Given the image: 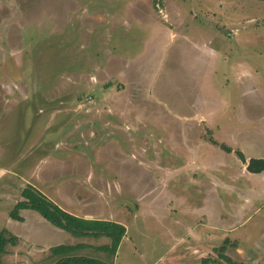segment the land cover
Returning a JSON list of instances; mask_svg holds the SVG:
<instances>
[{
	"label": "rangeland",
	"instance_id": "rangeland-1",
	"mask_svg": "<svg viewBox=\"0 0 264 264\" xmlns=\"http://www.w3.org/2000/svg\"><path fill=\"white\" fill-rule=\"evenodd\" d=\"M0 112L3 264L111 243L13 219L30 185L126 227L114 256L79 254L264 264V0H0Z\"/></svg>",
	"mask_w": 264,
	"mask_h": 264
},
{
	"label": "trees",
	"instance_id": "trees-1",
	"mask_svg": "<svg viewBox=\"0 0 264 264\" xmlns=\"http://www.w3.org/2000/svg\"><path fill=\"white\" fill-rule=\"evenodd\" d=\"M253 169L255 171H263L264 159L254 160ZM22 195L25 199L19 201L10 213L13 219L22 220L19 210L30 209L36 211L46 220L77 237H108L111 243L102 245L98 249H102L112 256L116 254L117 248L126 233V227L122 223L103 219H87L69 213L32 185L25 188ZM17 242V236L7 228L0 229V264H3L2 257L7 250V246L9 244L16 245ZM84 248H87L86 243L56 245L50 249L51 254L48 260L52 261V264H114L77 253ZM215 250L220 251L225 259L227 258L228 261H231L230 256L225 254L226 249L224 246L215 248ZM203 262H205V259H203Z\"/></svg>",
	"mask_w": 264,
	"mask_h": 264
},
{
	"label": "crops",
	"instance_id": "crops-1",
	"mask_svg": "<svg viewBox=\"0 0 264 264\" xmlns=\"http://www.w3.org/2000/svg\"><path fill=\"white\" fill-rule=\"evenodd\" d=\"M16 99L14 100V99H12V100H8V102H6L8 105H10L11 104V106L12 105H14V104H16ZM10 106V107H11ZM87 109V108H86ZM1 114L2 113H4V112H0ZM1 114H0V116H1ZM1 121H5V120H1V117H0V122ZM256 159V158H255ZM255 171V170H254ZM264 171V170H263ZM263 171H256V172H258V173H261V172H263ZM25 210H29V209H24V211ZM84 212L85 213H87L86 214V216H83V215H77V216H79V217H83V218H87V219H101V218H95V217H93V214L91 215H89L88 214V211H85V209H84ZM36 213H38V212H36ZM36 215V214H35ZM40 215V214H39ZM75 215V214H74ZM41 216V215H40ZM39 216V217H40ZM42 217V216H41ZM42 219V218H41ZM43 221V220H42ZM48 221V220H47ZM234 222V221H233ZM210 228H212V229H214V227L212 226V227H210ZM235 229V228H234ZM87 237V236H86ZM92 238V237H91ZM75 244H81V243H86V242H74ZM74 243H71V244H74ZM48 246L49 247V250L52 248V247H54V246H56V245H52V244H49V243H47V242H44L43 244L42 243H40V244H38L37 246H36V248H37V250L38 251H45L44 253H46L47 252V250H39L38 248H44L45 246ZM59 245V244H58ZM86 245H87V248H84V249H81V250H96V252L97 251H103L102 249L100 250V249H98V247H101L102 245H95V244H92V243H86ZM205 253V252H204ZM204 253L201 255V257H204ZM208 253V252H207ZM100 254V253H99ZM98 258H100V257H98Z\"/></svg>",
	"mask_w": 264,
	"mask_h": 264
}]
</instances>
